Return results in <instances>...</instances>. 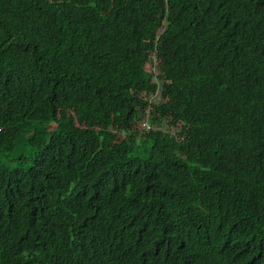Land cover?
Segmentation results:
<instances>
[{
  "label": "trees",
  "instance_id": "trees-1",
  "mask_svg": "<svg viewBox=\"0 0 264 264\" xmlns=\"http://www.w3.org/2000/svg\"><path fill=\"white\" fill-rule=\"evenodd\" d=\"M0 264H264V0H0Z\"/></svg>",
  "mask_w": 264,
  "mask_h": 264
},
{
  "label": "rangeland",
  "instance_id": "rangeland-1",
  "mask_svg": "<svg viewBox=\"0 0 264 264\" xmlns=\"http://www.w3.org/2000/svg\"><path fill=\"white\" fill-rule=\"evenodd\" d=\"M155 62L153 61L152 65L148 64L146 66H144V68L148 71L151 72L153 69H155Z\"/></svg>",
  "mask_w": 264,
  "mask_h": 264
},
{
  "label": "built area",
  "instance_id": "built-area-1",
  "mask_svg": "<svg viewBox=\"0 0 264 264\" xmlns=\"http://www.w3.org/2000/svg\"><path fill=\"white\" fill-rule=\"evenodd\" d=\"M140 128H143L142 130H146V131L150 130V126L147 125L145 122L140 123Z\"/></svg>",
  "mask_w": 264,
  "mask_h": 264
}]
</instances>
